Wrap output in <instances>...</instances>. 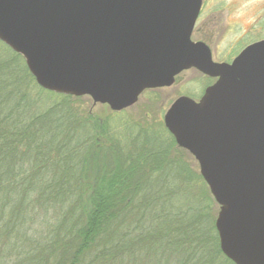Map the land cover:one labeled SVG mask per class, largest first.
<instances>
[{"label":"trees","instance_id":"trees-1","mask_svg":"<svg viewBox=\"0 0 264 264\" xmlns=\"http://www.w3.org/2000/svg\"><path fill=\"white\" fill-rule=\"evenodd\" d=\"M10 55L0 49V264H233L163 124L126 136L73 97L45 102Z\"/></svg>","mask_w":264,"mask_h":264},{"label":"water","instance_id":"water-1","mask_svg":"<svg viewBox=\"0 0 264 264\" xmlns=\"http://www.w3.org/2000/svg\"><path fill=\"white\" fill-rule=\"evenodd\" d=\"M203 0H0V42L43 90L122 112L195 69L218 79L164 116L219 206L215 228L233 264H264V40L231 64L192 40Z\"/></svg>","mask_w":264,"mask_h":264},{"label":"rangeland","instance_id":"rangeland-1","mask_svg":"<svg viewBox=\"0 0 264 264\" xmlns=\"http://www.w3.org/2000/svg\"><path fill=\"white\" fill-rule=\"evenodd\" d=\"M204 3L205 6L192 39L195 42L203 41L209 44L216 61L234 58L248 45L264 40V0H204ZM4 47L0 44V49L3 48L5 54L10 58L11 51ZM23 62L25 64V61ZM208 84L209 82L197 71H185L176 78L173 86L145 92L139 98L137 104L122 112H113L106 105H94L89 97H76L80 99H74L73 97L67 100L73 109L92 116L94 120L99 118L102 121L104 120L103 123H105V119L109 118L112 127H119L121 130L126 128L124 133L127 136L133 131L132 126L134 125L137 129H141L140 126L147 124L152 126L164 125V116L177 98L187 96L199 101ZM38 96L48 103L53 97L56 98V102L61 103L64 95L55 97L45 91V93H40ZM124 125L125 127L122 129ZM149 137L152 138L153 135ZM100 138L103 139V137ZM186 156L188 159L187 164L196 172V175L200 176L197 161L188 152ZM196 181L200 183V186L208 195L206 197L201 187H198V191H196L198 195L205 196V198L201 197L202 203L198 207H214L216 221L219 206L208 194L209 189L205 186L203 179Z\"/></svg>","mask_w":264,"mask_h":264},{"label":"flooded vegetation","instance_id":"flooded-vegetation-1","mask_svg":"<svg viewBox=\"0 0 264 264\" xmlns=\"http://www.w3.org/2000/svg\"><path fill=\"white\" fill-rule=\"evenodd\" d=\"M204 6H205V3H204V0H203V5H202V10H203V8H204ZM202 10H201V13H202ZM201 13H200V15H201ZM199 18H200V16H199ZM199 20V19H198ZM197 23H198V21H197ZM196 26H197V24H196ZM196 26H195V29H196ZM195 32V31H194ZM194 35V34H193ZM197 42H203V41H197ZM205 44H207L206 42H204ZM209 47H210V45L209 44H207ZM211 48V47H210ZM211 51H212V49H211ZM212 55H213V51H212ZM239 55V54H238ZM237 55V56H238ZM237 56H235L234 58L232 57V58H229V59H223V60H219V61H216L215 59H214V56H213V60L216 62V63H226V64H231L234 60H235V58L237 57ZM199 73V72H198ZM182 74V73H181ZM180 74V75H181ZM199 74H201V73H199ZM201 76L204 78V79H206V81L207 82H209V84H208V86L205 88V91H204V93L206 92V89L207 88H209V87H211V86H213L217 81H218V79H215V78H211V77H209V76H205V75H203V74H201ZM178 77V76H177ZM176 82V81H175ZM149 91H151V90H149ZM147 92V91H146ZM145 93V92H144ZM143 93V94H144ZM142 94V95H143ZM204 95V94H203Z\"/></svg>","mask_w":264,"mask_h":264}]
</instances>
